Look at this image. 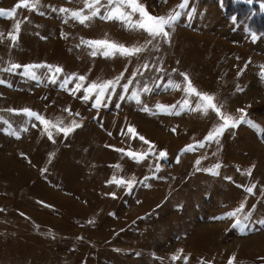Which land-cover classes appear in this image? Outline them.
<instances>
[{"label":"rangeland","instance_id":"374dc122","mask_svg":"<svg viewBox=\"0 0 264 264\" xmlns=\"http://www.w3.org/2000/svg\"><path fill=\"white\" fill-rule=\"evenodd\" d=\"M139 2L159 16L177 11L181 0ZM17 4L0 0V9ZM101 4L100 15L84 23L59 11L87 14L84 0H38L36 9L21 5L12 17L0 15V80L6 81L0 83V264H228L233 254V264H264V0H189L169 38L104 19L108 0ZM17 21L13 42L8 33ZM82 39L152 43L132 56H105V49ZM45 62L63 71L53 77L46 66L35 68V76L23 67L7 70ZM74 72L86 76L85 87L124 75L96 105L95 93L84 100L83 88L69 91L78 77L61 87ZM182 73L226 115L246 114L259 129L242 121L205 141L223 121L214 109L196 108L199 97L184 92ZM169 80L180 87L168 86ZM144 85L150 91H140V101L132 98ZM184 99L189 107L179 111ZM157 103L176 105L179 114L143 110ZM23 108L61 126L73 120L80 126L67 136L52 128L50 139L41 122L10 111ZM128 125L153 142L155 155L139 161L127 155L149 147L124 134ZM189 144L193 150L182 152ZM160 150L167 155L160 158ZM217 163L215 172L205 170ZM113 176L136 182L130 190L106 183ZM112 192L115 197L107 195ZM241 203V224L233 216L215 218Z\"/></svg>","mask_w":264,"mask_h":264},{"label":"snow or ice","instance_id":"6c2138e0","mask_svg":"<svg viewBox=\"0 0 264 264\" xmlns=\"http://www.w3.org/2000/svg\"><path fill=\"white\" fill-rule=\"evenodd\" d=\"M26 6L30 7L32 9H36L38 5V0H18V4L14 6L11 9L5 10V9H0V15H6L8 17H12L15 15L16 8L19 6ZM189 5V0H181V3L177 6L178 10L173 12H169L167 15H152L150 14L146 6L143 3H140L139 0H108V10L104 14V19H112L116 18L121 21H125L127 26L129 28H139L146 30L147 33L155 38L157 36L163 37V38H169V27H174L175 22L178 20V18L181 16L182 11L187 8ZM103 5L101 4V0H84V8L88 9V13H84V9H77V10H72V9H67V8H60L59 11L66 13L67 15H71L72 17L78 19L81 23L86 22L92 17L100 15V8ZM138 13L139 14V19H133V15ZM15 32H9L8 35L12 39L13 42L18 40L19 37V32H20V22L17 21V23L14 25ZM63 35V33H62ZM252 39L255 40L257 39V34L255 32L251 33ZM82 43L88 44L92 47H101L104 50V55L108 56L110 54H115L116 51H119L122 55L125 56H132L135 54L141 53L144 48L147 46V44L152 43L151 40H148L145 42V44L142 45H132V46H125L124 44H119L115 43L113 41L109 40H83ZM92 55H96V52L93 51ZM46 66L52 73L53 77L55 76L56 73L62 72L63 69L59 65H51L47 64L46 62L44 64H25V65H19V64H11L8 67V71H15L17 68L23 67L24 69V74L25 75H32L35 76V72L33 71L37 67H44ZM144 67H147V64L144 65ZM175 71V69L173 70ZM240 73H238L239 75ZM124 75L123 72H121L118 76L114 77L113 79L110 80H105L102 82H96L93 81L89 83L86 87L83 84V81L86 80L85 75H78L77 73H71L70 76H66L64 79V82L61 84V87H65L68 83V81L74 77H78L75 83L74 89H69L73 94H75L76 91H79L81 88L84 89V95L81 97V99L87 100L89 99L90 95L92 93H95V104L99 105L101 101L105 98V94L108 92H115L117 85L120 84L121 77ZM137 72L134 71L132 73V76H136ZM184 77V92L188 95L191 96L192 94H195V96L199 97V101L196 104V108L200 109L203 108L205 112L208 111V109H214L215 112L219 115L220 120L223 121L222 123H219L218 125L214 126V130L209 131L208 134L205 136L204 140H212L216 139L220 135H222L224 129L231 127L238 126L242 121L259 129V125L255 124L254 121L251 119H248L246 114L240 115V117L234 118L231 115H226L224 112L221 111V107L217 106V104L214 102V96L206 93V92H201L198 91L197 88L193 85V82L191 79L188 77L187 73H182ZM261 77H264V66L261 67L260 71ZM0 83H6V81L0 80ZM132 83L131 77L128 78V82L124 83L122 85L123 92H128L129 91V84ZM168 86H175V87H180V84H175L173 85V82L171 80L168 81ZM140 91H150L147 85L143 86V89L137 90L133 89L131 91V97L136 99L137 101H140ZM108 99H111L110 96L107 97ZM123 93L121 94V99H123ZM189 100L184 99L183 102L179 105V111H183L186 107H189ZM69 112H71V109H67ZM143 110L146 112H173L177 111L176 105H165L161 103H157L154 108H149L148 105L143 106ZM12 112H22L27 115L29 118H35L37 121L41 122L44 125V131L47 132L49 138H53V132L52 128H55L58 132L63 133L65 136L68 135V133L72 132L76 127L80 126L77 124L75 120L71 122L70 125L68 126H61V123L59 119L57 121L53 122L51 120L46 119L43 115L40 113L33 111L30 108H23V109H10ZM179 111H177V114H179ZM239 112L245 113V109L241 108L239 109ZM77 116H79V113H76ZM2 119V118H0ZM261 131H264V129H260ZM173 132L176 131L175 128L172 129ZM123 132V130H122ZM125 135L131 134L132 136H139V139L141 141H145L149 147L146 152H133V151H128L127 155L131 157L133 160L139 161L142 160L145 156H147L149 153H153L154 155L156 154V150L153 146L152 141H146L145 137L143 135H140L134 126L128 125L127 127V133H124ZM15 135L19 136V132H16ZM204 141H197V144H202ZM109 147H114L112 145H109ZM194 145L189 144L185 145L184 149H181V151L185 150H193ZM119 151L124 152V149H119ZM21 155H24L21 153ZM50 156L53 154L50 153ZM167 155L166 150H160L158 152V156L160 158H163ZM177 160H179V157H177ZM200 160L197 159L196 164L199 165ZM119 167V165H117ZM156 169L159 170L161 165L157 163L155 165ZM220 164L217 163L215 164L212 168L205 169L206 171L210 172H215L217 169H219ZM250 174V170H249ZM155 175V173H153ZM115 181L117 184H126L128 189H131V186L136 182L135 180H124L123 177H120L117 179L116 176L112 177V180L106 181V183H111ZM255 188V184L249 186L247 188V191L249 193L253 192ZM107 195H111L115 197L116 193H108ZM44 203V202H41ZM255 207V206H253ZM244 209V204L241 203L238 208L233 209L229 212L223 213L221 217H215V218H223L227 216H233L236 217L235 223L236 224H241L242 219L238 215L241 210ZM114 214V213H113ZM243 219H247V216H245ZM179 252H182L183 250H178ZM173 259H177V255L174 254ZM184 260H188V256L183 257ZM235 260V254H233L231 257L228 259V264H233ZM211 264V262H209Z\"/></svg>","mask_w":264,"mask_h":264},{"label":"trees","instance_id":"16d2710c","mask_svg":"<svg viewBox=\"0 0 264 264\" xmlns=\"http://www.w3.org/2000/svg\"><path fill=\"white\" fill-rule=\"evenodd\" d=\"M228 12H229V13H233V11H231V10H228ZM262 29H263L262 27H259V28L255 29V30L261 32Z\"/></svg>","mask_w":264,"mask_h":264},{"label":"bare ground","instance_id":"6f19581e","mask_svg":"<svg viewBox=\"0 0 264 264\" xmlns=\"http://www.w3.org/2000/svg\"><path fill=\"white\" fill-rule=\"evenodd\" d=\"M251 86H253V84L251 85ZM251 88H253V87H251ZM254 89V88H253ZM253 89H251L252 91H253ZM49 195V194H48ZM45 215V214H44ZM48 217V216H47ZM45 219V218H44ZM47 220V219H46ZM69 221V220H68ZM67 222V221H66Z\"/></svg>","mask_w":264,"mask_h":264}]
</instances>
